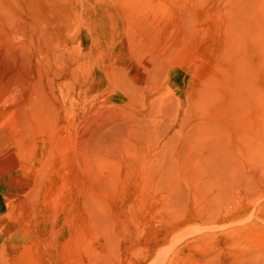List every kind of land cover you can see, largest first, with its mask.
<instances>
[{"label": "rangeland", "instance_id": "obj_1", "mask_svg": "<svg viewBox=\"0 0 264 264\" xmlns=\"http://www.w3.org/2000/svg\"><path fill=\"white\" fill-rule=\"evenodd\" d=\"M152 3L144 12L147 16L138 20L119 13L117 6L107 8L115 16L113 25L109 17L104 21L105 36L113 32L109 51L120 58L118 65L135 86L130 93L105 80L81 93L78 84H66L55 96L41 99L39 90L36 92L32 81L29 82L37 72L34 59L23 51L27 39L22 27L16 24L11 31L12 42L17 45L12 53L0 41V264H19L21 258L26 264H43L47 245L36 243L34 233L38 227L50 231L53 224L61 228L55 215L59 221L63 209L70 204L76 182L74 173L84 163L80 150L84 155L83 143L87 139L91 140L90 154L97 159L102 157L99 168L103 175H87L85 186L113 212L129 218L126 225L136 224V209L142 214L145 208L155 205L152 201H158L155 226L170 229V236L146 264H165L167 257L183 246L180 264H258L254 259L264 255V152L243 160L252 171L259 165V179L250 178L246 188L239 189L236 199L230 197L231 189L226 184L220 198L207 199V185L199 193L194 190L191 174L181 171L170 199L163 200L166 192L160 186L156 193H132L134 186L122 154L125 158L132 153L140 154V158L148 155L145 123L153 116L157 118V127L149 140L157 149L173 133L186 130L193 106L191 98L209 76L216 74L228 30V20L222 14L226 0ZM151 52L157 53L165 66L155 82L145 71ZM45 100L54 105V114L47 120L51 128L31 134L33 108L38 101L42 108ZM138 124L144 129L139 132H144L145 138L142 141L137 133L130 135V151H122L120 142L111 144L113 138L120 141L128 137ZM101 128L114 129L115 137L100 140L96 132ZM55 131V137L51 136ZM171 152L173 149L170 155ZM163 161L162 154L158 160L162 176L163 170L172 173V167L167 161L162 165ZM192 188L196 205L188 212L184 191L189 190L192 195ZM129 190L132 212L120 206ZM234 201L236 206L230 212L223 208L225 203L232 206ZM144 234L145 230L136 237L145 247ZM89 238V243L94 242V231L85 240ZM106 252L105 259L98 264L117 261L115 247H108Z\"/></svg>", "mask_w": 264, "mask_h": 264}, {"label": "bare ground", "instance_id": "obj_2", "mask_svg": "<svg viewBox=\"0 0 264 264\" xmlns=\"http://www.w3.org/2000/svg\"><path fill=\"white\" fill-rule=\"evenodd\" d=\"M152 2L0 0V41L12 53L17 45L12 42L11 31L16 24L22 27L27 39L23 51L26 50V55L34 59L38 74L31 77L29 82L32 81L36 92L39 90L41 99H50L66 84H78L81 93L105 80L121 91L130 93L135 86L125 74V69L118 65L120 58L109 51L113 32L105 36L107 28L104 21L109 17L113 25L115 16L107 12V8L117 6L119 13L134 16L138 20L147 16L144 12L153 6ZM222 14L225 21L228 20L225 48L216 64V74L209 76L191 98L193 106L186 130L173 133L158 150L149 140L157 127V118L153 116L145 123L148 155L145 153L140 158V154L132 153L126 154L125 158L122 154L128 164L127 173H130L135 196L143 190L156 193V187L160 186L162 192H166L162 196L163 200L170 199L180 171L191 174L194 190L199 193L207 185V199L220 198V193L226 190L227 185L231 189L230 197L236 199V195L240 196L239 189L244 190L250 178L259 179V165L252 171L243 160L247 156L259 157L264 152V0H226ZM113 31L116 34L114 28ZM146 64H149L146 65V73L149 72L153 81H157L163 73L164 62L161 59L159 62L157 53L151 52ZM39 103L33 108L34 123L29 125L31 134L38 133L41 128H51L47 122L54 114V105L50 100H45L40 108ZM141 126L144 127L143 124ZM139 129L144 130L139 128V124L135 125L128 137H122L120 141L113 138L111 144L120 142L122 151H130L128 147L133 145L130 135L137 133L142 141L145 138L144 132L140 133ZM113 130L101 128L96 132V137L100 140L115 137ZM55 134L56 131L50 135L55 137ZM90 141L87 139L83 143L84 155L80 150L84 163L74 173L76 182L70 204L63 209L59 221L58 215H55L61 228L53 224L50 231L38 227L34 233L36 243L47 245L41 263L98 264L100 259H105L107 248L115 247L117 261L106 264H146L170 236V229L155 226L158 201H152L155 205L145 208L142 214L136 209L133 214L136 224L133 227L126 225L125 220L129 218H122L119 213L101 203L93 190H87L84 183L87 175L98 178L103 175L99 168L102 157L97 159L98 156L90 154ZM170 149H173L172 156ZM162 154V165L167 161L172 167V173L163 170V176L158 164ZM184 194L187 195L189 212L196 202L195 193L191 195L188 190ZM131 195L129 190L120 205L128 212L133 209V203L129 205ZM234 203H231L232 206L225 203L223 208L230 212L236 206ZM70 214L73 215L71 218ZM145 223L146 226L142 227ZM85 230H88L86 234ZM144 230V236L147 235L143 239L145 247L141 245L140 237H136ZM91 231H94L96 238L89 243L90 238H85ZM150 236L153 238L150 239ZM183 249L184 246L170 254L165 264H180L178 258ZM21 259L19 264H26ZM254 260L264 264V255Z\"/></svg>", "mask_w": 264, "mask_h": 264}]
</instances>
